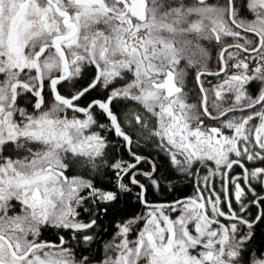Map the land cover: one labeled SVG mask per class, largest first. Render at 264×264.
Returning <instances> with one entry per match:
<instances>
[{
	"label": "snow or ice",
	"instance_id": "1",
	"mask_svg": "<svg viewBox=\"0 0 264 264\" xmlns=\"http://www.w3.org/2000/svg\"><path fill=\"white\" fill-rule=\"evenodd\" d=\"M0 264H264V0H0Z\"/></svg>",
	"mask_w": 264,
	"mask_h": 264
},
{
	"label": "flooded vegetation",
	"instance_id": "2",
	"mask_svg": "<svg viewBox=\"0 0 264 264\" xmlns=\"http://www.w3.org/2000/svg\"><path fill=\"white\" fill-rule=\"evenodd\" d=\"M213 83H215V81H213Z\"/></svg>",
	"mask_w": 264,
	"mask_h": 264
}]
</instances>
